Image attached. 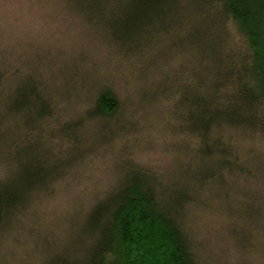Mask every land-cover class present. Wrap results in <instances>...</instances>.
<instances>
[{"label": "trees", "instance_id": "16d2710c", "mask_svg": "<svg viewBox=\"0 0 264 264\" xmlns=\"http://www.w3.org/2000/svg\"><path fill=\"white\" fill-rule=\"evenodd\" d=\"M62 11L92 34L107 63L99 72L95 55H79L81 71L57 75L52 50L29 58L32 48L13 55L0 43V233L12 206L40 192L37 179L14 172L16 149L35 140L63 147L66 184L91 164L113 165L109 184L68 218L44 264H210L197 208L220 210L207 198L221 192L209 189L249 170L240 163L245 146L253 145L246 159L264 156V0H62ZM113 68L127 79L121 87ZM149 115L167 121L159 145L132 144ZM152 146L188 151L193 172L187 163L175 184L167 170L131 157L133 147ZM259 217L261 229L263 209Z\"/></svg>", "mask_w": 264, "mask_h": 264}, {"label": "rangeland", "instance_id": "374dc122", "mask_svg": "<svg viewBox=\"0 0 264 264\" xmlns=\"http://www.w3.org/2000/svg\"><path fill=\"white\" fill-rule=\"evenodd\" d=\"M64 17L62 0H0V33H5L0 43L13 55L32 48L26 52L29 58L45 56L52 50L49 58L55 66L53 71L61 64L57 75L81 71L83 65L78 62L79 55L87 60L95 55L97 67L94 70L104 72L102 68L107 59L95 51L92 34L83 32L81 27H76ZM113 69L110 74L116 85L123 86L127 79ZM48 84L52 87L57 84L54 76ZM143 84L140 88L145 87ZM135 91L130 90L131 94ZM139 119V127L131 133V143L135 139L148 138V141L159 145L160 133L167 129V121L159 123V117L152 115ZM123 122L119 120L118 124ZM16 135L19 138L25 135L23 128L16 130ZM33 142L32 147L24 143L16 149L14 172L16 177L28 174L31 179H37L38 185L34 189L40 192L38 197L25 196L12 206L8 219L3 221L0 264H44L48 255L61 244L68 218L79 211L78 206L89 199L94 189L109 184V172L113 171L112 163L109 166L104 161L98 166L91 164L85 168L86 175L66 184L62 177L67 171L63 147L61 150L51 143ZM248 147L253 149V145H247L243 151H248ZM152 148L141 149L139 153L133 147L131 157L155 169L167 170L172 183L177 184L187 178L186 166L191 163L188 151L177 153L176 149L174 154H170L161 151L159 146ZM244 152L240 163L248 166L249 170L230 174L226 182L209 189L208 194L213 196L218 190L221 192L217 200L207 198L211 203L220 202V210L212 204L197 208L195 226L203 244L209 246L213 255L210 264H264V228H259V211L264 210V156L259 154L246 159ZM191 165L193 172L194 164Z\"/></svg>", "mask_w": 264, "mask_h": 264}]
</instances>
